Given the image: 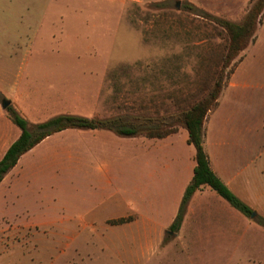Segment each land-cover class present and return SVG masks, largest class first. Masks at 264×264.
Listing matches in <instances>:
<instances>
[{"label":"rangeland","instance_id":"374dc122","mask_svg":"<svg viewBox=\"0 0 264 264\" xmlns=\"http://www.w3.org/2000/svg\"><path fill=\"white\" fill-rule=\"evenodd\" d=\"M253 1L0 0V151L20 134L2 118L8 119L4 101L30 125L71 114L144 129L170 122L204 98L216 78L225 85L237 69V81L249 85L245 111L259 120L264 13L254 42L227 66L229 36L213 21L240 23ZM39 64L74 75L40 74ZM66 80L76 100L46 106L47 98L70 85ZM176 128L161 146L172 142L171 148L194 153L187 131ZM98 131L105 132L106 147L93 157L84 150L72 158L70 150L51 155L42 147L24 160L21 175L14 172L0 187V264H247L264 256L254 249L264 247V234L251 230H239L233 253H219L221 237L198 239L190 228L171 231L168 217L178 210L177 200L163 195L139 203L137 137ZM70 140L67 133L50 144ZM138 210L149 226L143 221L133 226ZM121 218L131 221L110 224ZM258 220L257 214L247 217ZM147 232L152 235L144 236Z\"/></svg>","mask_w":264,"mask_h":264},{"label":"crops","instance_id":"0c3cea01","mask_svg":"<svg viewBox=\"0 0 264 264\" xmlns=\"http://www.w3.org/2000/svg\"><path fill=\"white\" fill-rule=\"evenodd\" d=\"M39 66L41 67L38 70L40 74L47 72L46 74L52 77L74 75L71 71L61 70L57 67L48 70L42 64ZM237 74L238 69L227 81L219 97L217 108L207 117L204 147L209 156L212 171L234 195L256 212L259 219L264 220V115L256 121L249 119L245 111L247 104L244 98L249 85L237 81ZM68 81L70 85L65 87L66 90L65 88L58 90L57 95L49 100L47 98L46 106H52L56 102L76 100L75 87L72 86L71 80ZM68 81L66 80L65 83ZM2 118L7 126L11 125V121L4 114H2ZM67 133H70L71 137L69 143L50 144L56 137H61ZM104 133L98 130H66L45 139L20 158L15 168L0 183V187L7 182L14 172L17 173V176L21 175L24 160L42 147H45V150L51 155H56L61 150H70L72 158L74 153L79 154L78 150H84L85 154L93 157L92 154L98 153L106 147ZM172 135L163 139L137 137L133 150L134 184L136 192L141 195L140 204H151L152 200H157L164 195L172 200H177L176 202L180 206L184 192L192 181L193 170L196 165L195 150L188 144L187 146L191 147L194 153L191 150L189 152L175 150L171 148L172 142L161 146ZM9 146L0 151L1 159ZM115 168H120L118 163ZM101 169H108V167ZM135 204L137 206L138 201ZM178 210L171 211L173 213L168 217L170 220L168 225H172ZM239 213L211 188L203 187L192 196L180 230L184 231L186 228H190L193 232L196 231L198 239L206 236L208 239L213 236L221 237L220 243L222 244L218 248L219 253H233L231 247L232 244L235 245V239L237 240L236 237L240 229L251 230L253 235L264 234V227L257 223L247 222V217ZM135 214L138 215V218L133 222V226L139 221H143L146 227L150 225L141 210L135 211ZM165 226H162V229ZM151 235L152 232L144 234V236ZM254 247V249L261 248L264 250L263 244L254 245ZM253 260L248 261L247 264H264V256L257 255L256 259ZM229 264L233 263L230 262Z\"/></svg>","mask_w":264,"mask_h":264},{"label":"trees","instance_id":"16d2710c","mask_svg":"<svg viewBox=\"0 0 264 264\" xmlns=\"http://www.w3.org/2000/svg\"><path fill=\"white\" fill-rule=\"evenodd\" d=\"M263 13L264 0H254L245 18L240 23L213 18V21L223 28L229 36L227 53L224 56L225 66L231 63L240 52L249 46V44L254 42L255 32L258 25L261 23ZM225 85L221 83L219 77L216 78L208 94L188 109L179 111L176 115L170 116L169 120L172 119L173 121L171 120L168 123L162 122L160 125L156 124L144 129H138L134 126L125 124L119 125L117 122L118 120H96L71 114L58 115L42 123L30 125L18 109L9 106L6 110L7 116L11 123L19 129L20 135L9 146L0 160V183L15 168L23 155L31 151L45 139L66 130L97 131L104 129L112 131L120 137L134 138L144 135L147 138L163 139L172 134H176V127L181 126L187 131V144L192 146L195 150L196 165L193 170L192 181L184 192L177 216L170 230L173 232H178L180 230L192 196L203 187L211 188L233 208L246 217H250L254 212L253 209L234 195L212 171L209 156L204 147L205 123L207 117L209 113L217 108L219 97ZM130 221V218H121L110 221V224L123 225ZM257 223L264 227L263 219H259Z\"/></svg>","mask_w":264,"mask_h":264},{"label":"water","instance_id":"95a60500","mask_svg":"<svg viewBox=\"0 0 264 264\" xmlns=\"http://www.w3.org/2000/svg\"><path fill=\"white\" fill-rule=\"evenodd\" d=\"M177 7H178V4H177ZM10 103L11 102L4 101L3 105H2V108L6 110L8 108V106L10 105ZM252 215L255 216L256 214L253 212Z\"/></svg>","mask_w":264,"mask_h":264}]
</instances>
